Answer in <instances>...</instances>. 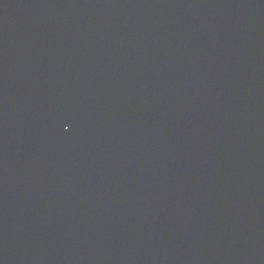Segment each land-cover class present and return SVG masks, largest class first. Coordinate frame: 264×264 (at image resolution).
I'll return each mask as SVG.
<instances>
[{"label": "water", "instance_id": "95a60500", "mask_svg": "<svg viewBox=\"0 0 264 264\" xmlns=\"http://www.w3.org/2000/svg\"><path fill=\"white\" fill-rule=\"evenodd\" d=\"M0 264H264V0H0Z\"/></svg>", "mask_w": 264, "mask_h": 264}]
</instances>
